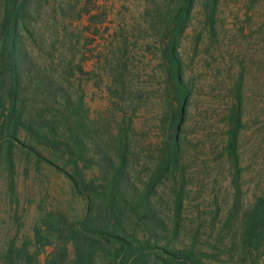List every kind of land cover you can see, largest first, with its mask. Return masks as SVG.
I'll return each instance as SVG.
<instances>
[{"label": "rangeland", "instance_id": "rangeland-1", "mask_svg": "<svg viewBox=\"0 0 264 264\" xmlns=\"http://www.w3.org/2000/svg\"><path fill=\"white\" fill-rule=\"evenodd\" d=\"M186 2L0 0V264L76 255L86 199L34 149L92 200L90 225L200 264H264V0H191L177 32ZM119 259L95 245L92 264Z\"/></svg>", "mask_w": 264, "mask_h": 264}, {"label": "trees", "instance_id": "trees-1", "mask_svg": "<svg viewBox=\"0 0 264 264\" xmlns=\"http://www.w3.org/2000/svg\"><path fill=\"white\" fill-rule=\"evenodd\" d=\"M219 0H210L211 9L214 11L217 7ZM14 1L12 2L13 9L15 6L13 5ZM191 6V0H187L185 5H181L182 9V20L181 23L176 26L175 31H180L185 18L188 17L189 11ZM17 19L16 17L11 18V20L7 23L6 28L8 30V35L10 38L9 46L13 48V40L15 35V30L17 27ZM175 32V34L177 33ZM175 34L169 40L168 44V51H169V58L171 63L175 69V84L176 89L178 92L179 100L181 101L180 104H183L185 100L186 93L184 89V84L182 78L178 73V60H177V53H176V41H175ZM9 108V116L14 119L17 125H15L10 130L9 139L18 140L16 135V129L19 125L28 124L26 120H23L16 112V109L13 107V104H10ZM179 106L177 110V119L180 121L182 116V106ZM28 125H26L27 127ZM31 128V126H30ZM170 152L172 153L171 158H175L177 154V147H178V139L176 136V132L171 138V142L169 144ZM34 149V148H33ZM34 155L39 161H44L51 166H53L56 170L63 172L72 182V187L74 191L86 199V205L88 209V213L83 215L72 227L71 231L69 232V238L73 239L74 245H76V255L71 259V264H92L93 257H94V248L96 244H110L113 245L115 255L120 259L115 262V264H150L149 257L152 255L160 256L161 264H200V262H196L193 259V255L191 252H183V251H171L164 247L159 248L158 252H154L156 250V245L147 242H143L139 239H132L125 231H121L117 229L118 227L115 226H108V225H97L93 224L90 225L88 219L90 217V209L92 207V200L89 198L88 195L84 194L79 187L75 178L69 174L63 167H59L50 159L44 157L40 151L37 149L33 150ZM171 158L166 160L167 164H171ZM166 166H163V170H165ZM263 213V212H262ZM264 215V213H263ZM262 223L264 222V217H262ZM263 229V228H262ZM254 235L257 237L262 238L263 231L260 230L258 226H253ZM80 242V243H79ZM156 262V261H155ZM158 264V263H157Z\"/></svg>", "mask_w": 264, "mask_h": 264}]
</instances>
